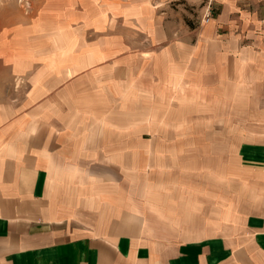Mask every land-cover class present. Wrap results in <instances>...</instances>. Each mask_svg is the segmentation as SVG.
I'll return each mask as SVG.
<instances>
[{
  "label": "crops",
  "instance_id": "1",
  "mask_svg": "<svg viewBox=\"0 0 264 264\" xmlns=\"http://www.w3.org/2000/svg\"><path fill=\"white\" fill-rule=\"evenodd\" d=\"M204 3L0 29V264H264V0Z\"/></svg>",
  "mask_w": 264,
  "mask_h": 264
},
{
  "label": "rangeland",
  "instance_id": "2",
  "mask_svg": "<svg viewBox=\"0 0 264 264\" xmlns=\"http://www.w3.org/2000/svg\"><path fill=\"white\" fill-rule=\"evenodd\" d=\"M196 6L198 5L197 4L191 5V7H193L194 9H196ZM41 9H42L41 0H0V29L5 28L6 26L7 28H9V26H16L17 24H21L30 21L32 19H35L38 17V14H40ZM179 10L182 13V15H184L186 11H190L193 15H196L195 10L194 11H192V9L188 10L186 6L179 7ZM112 31L114 33H119V34H122L124 32L121 25L117 23H115ZM82 33L84 34V36L89 34V32H84V31ZM91 34L93 36L95 35V33L91 31L90 34L85 37L90 38ZM2 45L3 46L8 45L9 47L12 46L13 50L17 48L15 43L10 44L9 42L8 43L3 42ZM19 46L20 45L18 43V47ZM74 48H75V43H64V46L51 43L49 50H58V49L71 50ZM89 61L92 64L93 60H89ZM96 61L99 60H95L94 64ZM109 65L122 66L123 63L121 59H112V62Z\"/></svg>",
  "mask_w": 264,
  "mask_h": 264
},
{
  "label": "built area",
  "instance_id": "3",
  "mask_svg": "<svg viewBox=\"0 0 264 264\" xmlns=\"http://www.w3.org/2000/svg\"><path fill=\"white\" fill-rule=\"evenodd\" d=\"M214 1L215 0H205L204 12L201 18L202 22L206 23L212 18L214 11Z\"/></svg>",
  "mask_w": 264,
  "mask_h": 264
}]
</instances>
